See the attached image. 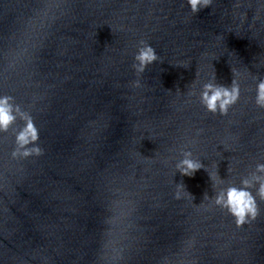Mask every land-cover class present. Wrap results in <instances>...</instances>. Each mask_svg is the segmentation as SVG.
Segmentation results:
<instances>
[{
  "label": "water",
  "instance_id": "1",
  "mask_svg": "<svg viewBox=\"0 0 264 264\" xmlns=\"http://www.w3.org/2000/svg\"><path fill=\"white\" fill-rule=\"evenodd\" d=\"M142 39L160 60L133 87ZM232 68L227 115L187 94L214 72L230 84ZM259 76L264 0L195 14L187 0H0V94L31 113L42 149L13 160L0 133V264H264V200L237 227L203 200L205 168L173 167L185 144L228 182L264 160ZM181 182L192 197L174 198Z\"/></svg>",
  "mask_w": 264,
  "mask_h": 264
},
{
  "label": "clouds",
  "instance_id": "2",
  "mask_svg": "<svg viewBox=\"0 0 264 264\" xmlns=\"http://www.w3.org/2000/svg\"><path fill=\"white\" fill-rule=\"evenodd\" d=\"M211 2L212 0H187L194 14L208 7ZM158 60H160L159 54L152 44L143 39L138 41L131 64L137 77L132 81L133 87L141 86L139 77L149 65ZM231 70L233 79L230 84L219 83L214 72L199 84L198 91H189L187 94L197 96L199 104L205 111L212 114L218 113L221 116L227 115L241 94L236 70L233 68ZM194 83L193 80L191 84ZM254 102L257 107L264 108V76H259L256 80ZM17 120L22 121V124L14 127ZM10 129L14 133L11 159L18 161L42 154V149L37 143L39 129L31 113L17 103L12 95L0 94V133H6ZM202 131V128L197 129L196 135L199 136ZM164 162L167 163V161ZM173 167L175 172L178 171L181 175L187 176H192L197 170L205 168L212 181L213 194L209 196L206 192L203 200H209L211 205L226 210L234 218L237 227L250 223L257 217L259 211L257 201L264 200V160H258L251 171L241 176L238 183L228 182L219 175L218 170L210 172L201 158L194 155L192 147L185 144L179 148ZM227 171L230 172L231 169L228 167ZM186 196L192 197L182 182L176 183L174 198L182 199Z\"/></svg>",
  "mask_w": 264,
  "mask_h": 264
}]
</instances>
